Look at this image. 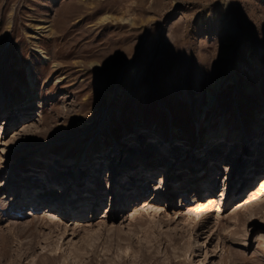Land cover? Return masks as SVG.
I'll return each mask as SVG.
<instances>
[{
    "label": "rangeland",
    "instance_id": "1",
    "mask_svg": "<svg viewBox=\"0 0 264 264\" xmlns=\"http://www.w3.org/2000/svg\"><path fill=\"white\" fill-rule=\"evenodd\" d=\"M1 102L0 264H264V0H0Z\"/></svg>",
    "mask_w": 264,
    "mask_h": 264
},
{
    "label": "bare ground",
    "instance_id": "2",
    "mask_svg": "<svg viewBox=\"0 0 264 264\" xmlns=\"http://www.w3.org/2000/svg\"><path fill=\"white\" fill-rule=\"evenodd\" d=\"M27 100V99H26ZM29 102V101H28ZM7 111V109H5V105L1 102L0 103V114L1 113H4V112H6ZM11 114V113H10ZM263 115L264 114H260V116H257L258 118H257V121H256V123H255V125H254V134H253V136H257V135H259L260 133H262V130H263V120H264V117H263ZM5 116H9V114H6ZM10 118H12V115H10V117H9V119ZM8 119V120H9ZM246 136H247V133H246V131L245 130H243L242 132H239L238 133V137H240V138H242L243 140H245V138H246ZM247 142H249V140L247 141ZM246 144L247 143H245V146H246ZM261 148L263 149L264 148V139L262 140V143H261ZM112 149H113V146L111 147ZM245 152L247 151L248 152V150H247V148L245 147ZM113 152H115V150L113 151ZM260 157V156H259ZM233 158H234V162H233V165L236 167V166H238L239 167V165H240V157H239V155H235V156H233ZM80 162H79V160H76V161H74L73 163H71L70 164V167H71V169L73 170V172H74V179H73V181L75 182L76 181V178H77V176H78V173L80 172V169H79V166H78V164H79ZM259 183V182H258ZM208 185H210L211 186V189H210V192H208V193H210V195L209 196H203L204 197V202H202V201H200V199H199V201H198V205L200 206V207H202V205H206L207 207V210L208 211H210L211 209H212V207H213V204L210 202V201H213V202H218L217 201V199L218 200H220L221 198H223L227 193H228V185L227 186H225L224 188H223V190H222V192H221V194L220 195H218L215 191H214V189H215V185H214V183H212V182H209L208 183ZM64 188V187H63ZM258 188V187H257ZM150 188H148V184L146 183L145 185H144V189H143V191L140 193V191H136V194H137V204H136V207L138 206L139 207V209H134V211H133V213H132V215H133V217H134V215H135V217H136V215L137 214H139L140 212H143V210L145 209V206L147 207L148 205H151V206H154L155 205V198H151L150 196L151 195H149V194H145L146 193V191H148ZM163 189H164V179H162L161 180V185H159L158 187H157V191L159 192V194L163 191ZM206 189H208V188H206ZM264 190V178L260 181V186H259V188L256 190L255 189V191H253L251 194H250V196H249V199H257V198H259L260 197V195H261V193H262V191ZM61 191V190H60ZM60 191L58 190V192H45V191H43V190H41L40 192H38L37 193V200L34 202V203H29V204H32V205H34V204H37V205H40L41 204V202L42 201H45V199H55L58 195H59V193H60ZM75 192H76V190L74 189V193H73V196L75 195ZM87 192V191H86ZM78 193V192H77ZM143 194H145L147 197L146 198H144L143 200H141V201H139V198H140V195H143ZM264 194V193H263ZM145 195H143V196H145ZM218 195V196H217ZM94 196V195H93ZM217 197V198H216ZM58 198V197H57ZM75 198V197H74ZM151 198V199H150ZM47 199V200H48ZM153 201V202H152ZM221 201V200H220ZM210 202V204L211 205H209L208 203ZM250 202V201H249ZM248 202V203H249ZM251 202H253V201H251ZM255 202H256V200H255ZM144 204V206H141V204ZM214 203V204H215ZM221 203V202H220ZM220 203L218 204V206L217 207H215V208H217L218 210L220 209V208H222V205L220 206ZM247 203V204H248ZM264 203V202H263ZM98 204V203H97ZM96 204V205H97ZM216 205H217V203H216ZM250 205V204H249ZM30 206V205H29ZM198 206V207H199ZM38 207V206H37ZM36 207V208H37ZM201 209L202 208H200L199 209V211H201ZM195 211V210H194ZM207 211V212H208ZM198 211H196V216L197 215H199L198 213H197ZM205 212V211H204ZM137 213V214H136ZM210 213V212H209ZM206 214V216H208V215H210V214ZM220 214H217L216 215V217H218ZM81 224V223H80Z\"/></svg>",
    "mask_w": 264,
    "mask_h": 264
}]
</instances>
